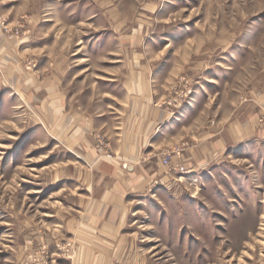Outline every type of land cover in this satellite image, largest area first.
I'll use <instances>...</instances> for the list:
<instances>
[{
	"label": "rangeland",
	"instance_id": "obj_1",
	"mask_svg": "<svg viewBox=\"0 0 264 264\" xmlns=\"http://www.w3.org/2000/svg\"><path fill=\"white\" fill-rule=\"evenodd\" d=\"M108 16L128 18L124 34L151 16L143 43L147 58L173 72L161 101L171 116L199 89L209 129L249 103L253 117L220 162L192 174L173 169L181 186L158 181L136 195L124 241L98 264H264V0L0 3V33L17 57L12 69L0 65V264H67L61 257L72 244L46 240L65 236L58 223L73 211L79 165L49 140L41 94L27 98L23 79H41L62 53L80 88L105 87L106 61L122 56L118 22ZM216 104L222 116L213 113Z\"/></svg>",
	"mask_w": 264,
	"mask_h": 264
},
{
	"label": "crops",
	"instance_id": "obj_2",
	"mask_svg": "<svg viewBox=\"0 0 264 264\" xmlns=\"http://www.w3.org/2000/svg\"><path fill=\"white\" fill-rule=\"evenodd\" d=\"M108 17L118 22L113 29L122 56L106 61L107 69L112 67L102 78L105 87L80 88V74H71L62 53L41 79H23L27 98L37 99L41 94L49 140L73 152L79 165L73 174L78 189L69 207L73 211L58 223L57 233L64 229L65 236L52 235L46 240L48 244L62 240L72 244L70 252L63 254L65 258L61 257L67 264L111 261L113 246L124 241L123 229L134 197L149 192L154 182L179 184L182 178L173 170L176 166H184L192 174L220 162L229 155L228 144L239 141L243 120L253 117L249 103L244 110L229 114L227 125H221L219 119L210 130L199 110L205 98L199 89L191 103L171 116L161 101L173 72L167 74L171 69L167 62L147 58L143 43L151 16L135 19L137 27L127 34L123 21L128 18ZM14 53L0 33V65L12 69L17 60ZM217 104L213 113L219 117L224 112ZM179 143L183 146L176 153ZM167 155L170 162L164 165Z\"/></svg>",
	"mask_w": 264,
	"mask_h": 264
},
{
	"label": "built area",
	"instance_id": "obj_3",
	"mask_svg": "<svg viewBox=\"0 0 264 264\" xmlns=\"http://www.w3.org/2000/svg\"><path fill=\"white\" fill-rule=\"evenodd\" d=\"M170 160V155L165 156V158H163L162 162L164 165H168ZM175 170H177L180 174H184L188 172V169L185 168L184 166H176L174 167Z\"/></svg>",
	"mask_w": 264,
	"mask_h": 264
}]
</instances>
